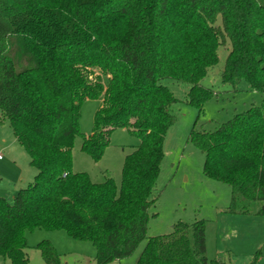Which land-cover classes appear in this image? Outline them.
Returning a JSON list of instances; mask_svg holds the SVG:
<instances>
[{"label": "trees", "instance_id": "1", "mask_svg": "<svg viewBox=\"0 0 264 264\" xmlns=\"http://www.w3.org/2000/svg\"><path fill=\"white\" fill-rule=\"evenodd\" d=\"M221 48L222 85L237 92L245 83L263 102L211 131L198 122L217 96L203 81ZM168 79L199 111L190 140L205 156V176L232 189L225 212L264 217V0H0V125L10 123L37 171L12 202L0 197V258L29 264L27 233L35 230L92 243L97 264L136 252L176 123ZM87 100L101 102L90 136L80 127ZM118 129L140 139L120 185L109 174L95 182L73 172L78 138L98 163ZM36 249L45 264H62L50 241ZM136 264L231 263L208 258L205 222L197 221L149 238Z\"/></svg>", "mask_w": 264, "mask_h": 264}, {"label": "rangeland", "instance_id": "2", "mask_svg": "<svg viewBox=\"0 0 264 264\" xmlns=\"http://www.w3.org/2000/svg\"><path fill=\"white\" fill-rule=\"evenodd\" d=\"M228 51L220 49V64L203 81L217 96L204 107L198 124L215 130L234 115L251 106H259L263 97L248 89L244 83L235 92L222 85L219 68L225 65ZM178 103L174 106L176 123L170 128L164 143V158L158 190L159 201L150 210L147 239L129 258L111 264H136L147 240L170 234L179 222L192 224L204 221L209 259L221 258L231 264H264V217L254 214L230 215L225 211L231 203L232 189L223 182L204 174L205 156L190 140L199 111L186 101L187 89L173 80H164ZM100 101L87 100L82 107L80 127L90 136ZM78 138L73 149V172H86L95 182H102L109 174L118 185L124 160L139 144L140 139L127 130L112 133L109 147L100 162L81 151ZM36 169L30 163L26 150L15 140L9 122L0 125V197L12 202L20 189L34 182ZM155 215V216H154ZM29 264H45L36 246L50 241L61 256L62 264H97L96 248L86 241L71 238L65 231L35 230L27 233ZM259 256L258 261H254ZM0 264H10L0 258Z\"/></svg>", "mask_w": 264, "mask_h": 264}, {"label": "crops", "instance_id": "3", "mask_svg": "<svg viewBox=\"0 0 264 264\" xmlns=\"http://www.w3.org/2000/svg\"><path fill=\"white\" fill-rule=\"evenodd\" d=\"M16 140V139H15ZM17 141V140H16Z\"/></svg>", "mask_w": 264, "mask_h": 264}]
</instances>
